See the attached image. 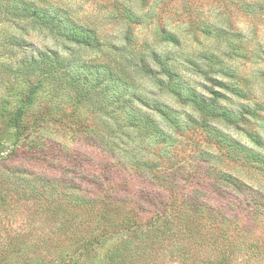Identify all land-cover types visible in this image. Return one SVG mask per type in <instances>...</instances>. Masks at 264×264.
<instances>
[{"label": "trees", "instance_id": "obj_1", "mask_svg": "<svg viewBox=\"0 0 264 264\" xmlns=\"http://www.w3.org/2000/svg\"><path fill=\"white\" fill-rule=\"evenodd\" d=\"M17 1L20 9L6 10L3 6L0 13L14 16L20 12L23 18L49 29L55 36L80 47H98L99 35L93 27L79 24L70 16L61 15L62 11L39 2ZM163 39L174 43L178 40L167 32H163ZM49 52H39L38 58L31 56L24 70L18 68L14 71L15 80L26 82L28 91L23 92L10 116H6L9 102H0L2 122L15 128L14 133L3 138L0 153L5 149L16 151L24 145L37 149L44 146L45 140L40 142L37 137L30 136V132H25V111L36 100L38 90L48 87L52 81L63 79L74 91L69 96L73 99L72 108L69 111L59 103L50 102V106L43 105L41 114L50 116L51 113L55 117L58 112L59 121L66 119L80 127L83 124L79 117L80 102L91 103L98 110L102 108L110 114L106 125L108 133L97 134L96 138L108 159L105 160V155L100 157V161L106 162L98 163L102 167L95 181L90 173L75 175L76 178H67L63 172L54 176L58 192L42 207L49 218L58 219L60 223L55 237L47 238L52 244L51 251L37 255L36 244L9 241L0 252V264L14 263L6 259L10 253L25 256L20 264H233L231 259L235 249L230 243V228L237 227V218L243 213L254 220L264 219V194L212 166L208 161L212 152L205 149L197 152L196 164L188 167L190 161L184 154L188 140L181 139L186 129H200L206 142L214 144L231 159L264 167L263 154L245 146L211 122V119H220L236 124L246 114L255 115L258 109L243 106L244 110H235L223 106L219 102L222 94L215 88L222 81L205 74L207 83H201L204 90H199L195 84L182 80L167 65V58L155 50L151 51L147 61L134 54L124 59L128 61L133 57L134 66L117 59L88 60L84 65L90 68L89 74L96 73L92 76L71 72L75 55L70 59L60 57L55 51ZM137 66L146 75L154 76L159 85H163L164 80L158 74L163 73L169 91L183 104L192 105L196 115L185 113L182 120L181 112L176 113L174 108L158 100L147 101L129 93L124 98L120 93H107V90L102 102L96 105L95 97L100 88H105L103 84L119 82L130 86ZM232 92L241 98H247L249 93L238 87H233ZM76 112L80 114L79 118ZM44 118H38V123ZM164 124L176 133H167ZM76 130L74 128V136L82 139L85 131ZM84 137L91 138V135ZM146 138L151 141L144 145ZM7 158L0 159L1 204L7 201L13 186L18 184V189L24 190L26 182L25 178L18 176L22 172L15 166L3 163ZM68 159L71 165L75 163V156ZM118 175L122 176V182ZM132 180H139L143 186L131 188ZM106 186L111 193L106 191ZM102 246L104 249L100 252L98 248ZM202 251L205 257L194 262L192 255Z\"/></svg>", "mask_w": 264, "mask_h": 264}, {"label": "rangeland", "instance_id": "obj_2", "mask_svg": "<svg viewBox=\"0 0 264 264\" xmlns=\"http://www.w3.org/2000/svg\"><path fill=\"white\" fill-rule=\"evenodd\" d=\"M33 1L60 10L61 15L70 16L79 24L93 27L99 35V45L94 48L80 47L51 34L49 29L29 18H23L20 12L14 16H5L1 12L0 102H9L6 116L13 114L23 92L28 91L26 82L22 79L15 80L14 71L18 68L24 70L30 57L38 58L39 52L55 51L60 57L70 59L75 55L71 72L92 76L96 73L92 71L89 74L90 68L84 65L88 60L100 62L117 59L134 66L133 57L128 61L124 59L134 54L147 61L151 51L155 50L163 58H167L166 63L171 70L190 85L195 84L199 90H204L201 83H207L205 74L222 81L215 88L222 94L219 102L223 106L235 110H244L243 106L251 110L258 109L255 115L246 114L236 124H228L220 119H211V122L245 146L264 155V0ZM3 6L6 10L20 9L17 0H0V11L4 10ZM163 32L175 35L177 42L164 40ZM137 56L135 60H138ZM135 68V77L130 86H123L119 82L103 84L105 88L97 91L96 105L102 102L103 94L107 90V93H120L124 98L135 94L147 101L158 100L174 108L176 113L181 112L182 120L185 113L196 115L192 105L183 104L169 91L163 73L158 74L164 80L163 85H159L154 76L146 75L141 67ZM105 78L107 81V77ZM52 82L48 87L37 91L36 100L24 115L27 125L25 132H30V136L37 137L40 142L45 140L44 146L37 149L24 145L16 151L5 149L0 153L2 161L8 157L3 163L15 166L16 170L22 172L18 176L26 179L24 190L18 189V184L13 186L7 201L0 203V252L9 241L14 240L23 244H36L37 255L51 251L52 244L47 238L55 237L60 223L58 219L49 218L42 207L58 192L54 176L58 177L63 172L67 178H76L75 175L84 176L90 173L94 180L100 176L99 169L102 164L98 163L106 162L100 161V157L105 155V160L108 159V154L98 143L96 135L108 133L106 125L110 121V114L84 101L79 103L81 115L75 113L83 122L80 127L66 119L59 121L58 112L55 117L51 113L50 116L41 114L43 105L50 106V102L59 103L69 111L72 108L73 99L69 96L74 91L68 87L69 83L63 79ZM233 87L249 91L247 98L234 95ZM49 98L53 100L49 101ZM42 116L45 118L39 124L38 118ZM162 126L167 133H176L172 127L165 124ZM74 128L85 131L82 134L91 135V138L83 136L78 139L74 136ZM14 132L15 128L7 127L0 117V147L3 138ZM181 140H188L184 148V154L190 161V164L187 162L188 167L192 168L191 164H196L197 152L205 149L212 152L208 160L212 166L232 174L264 194V167L231 159L214 144L206 142L200 129H186ZM148 141L151 139L146 138L144 145ZM175 144L180 146L177 141ZM69 156H75V163L72 165ZM120 175L119 181L122 182ZM129 186L139 189L143 184L139 180H132ZM107 190L108 193L112 191L106 186ZM252 218L243 213L237 218V227L230 228V243L235 249L231 259L233 264H264V219ZM103 249L104 246L98 248L100 252ZM205 255L202 251L192 257L195 262ZM8 258L14 261L11 264H20L25 256L10 253L6 259Z\"/></svg>", "mask_w": 264, "mask_h": 264}]
</instances>
